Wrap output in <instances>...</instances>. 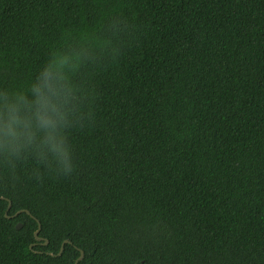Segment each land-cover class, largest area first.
<instances>
[{
  "label": "trees",
  "instance_id": "trees-1",
  "mask_svg": "<svg viewBox=\"0 0 264 264\" xmlns=\"http://www.w3.org/2000/svg\"><path fill=\"white\" fill-rule=\"evenodd\" d=\"M60 55L73 171L0 152V264H264V0H0V93Z\"/></svg>",
  "mask_w": 264,
  "mask_h": 264
},
{
  "label": "clouds",
  "instance_id": "clouds-1",
  "mask_svg": "<svg viewBox=\"0 0 264 264\" xmlns=\"http://www.w3.org/2000/svg\"><path fill=\"white\" fill-rule=\"evenodd\" d=\"M77 63L78 57L56 56L26 90L0 93V152L18 157L30 151L45 167L54 164L64 174L73 171L62 130L80 100L69 78Z\"/></svg>",
  "mask_w": 264,
  "mask_h": 264
},
{
  "label": "water",
  "instance_id": "water-1",
  "mask_svg": "<svg viewBox=\"0 0 264 264\" xmlns=\"http://www.w3.org/2000/svg\"><path fill=\"white\" fill-rule=\"evenodd\" d=\"M0 199L2 200V199H4V198L0 197ZM10 206H11V203L8 201V205H7L6 212H5V217H6V218H14V217H16L18 214H20L21 212H25L26 214L30 215L29 212H28L27 210H19L16 214H14L13 216L10 217V216L7 215V212H8V210H9ZM15 228L18 230V229L21 228V225H20V224H17V225L15 226ZM39 231H40V224L37 222V229L35 230V232H34V234H33L36 243H38V242H43V241H44L43 238L38 237V233H39ZM36 243L31 244V245L29 246L30 249H31L34 245H36ZM46 243H47V241H44V242H43V245H45ZM65 244H69V241L65 240V241H63V242L61 243V246H60V249H59V251H58V253H57V256H59V255L61 254V252H62V250H63V246H64ZM48 254H50V253H48ZM50 255H51V254H50ZM82 258H83V252H82V251H79V257L75 260V264H77L78 261H80Z\"/></svg>",
  "mask_w": 264,
  "mask_h": 264
}]
</instances>
